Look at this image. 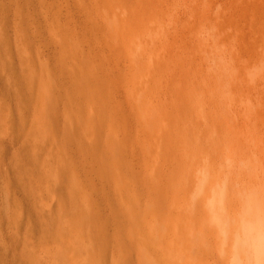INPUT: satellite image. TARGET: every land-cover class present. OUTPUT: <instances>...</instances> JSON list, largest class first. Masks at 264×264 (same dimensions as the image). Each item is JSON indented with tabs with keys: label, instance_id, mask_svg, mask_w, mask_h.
Listing matches in <instances>:
<instances>
[{
	"label": "rangeland",
	"instance_id": "obj_1",
	"mask_svg": "<svg viewBox=\"0 0 264 264\" xmlns=\"http://www.w3.org/2000/svg\"><path fill=\"white\" fill-rule=\"evenodd\" d=\"M217 183L264 212V0H0V264H204Z\"/></svg>",
	"mask_w": 264,
	"mask_h": 264
},
{
	"label": "clouds",
	"instance_id": "obj_2",
	"mask_svg": "<svg viewBox=\"0 0 264 264\" xmlns=\"http://www.w3.org/2000/svg\"><path fill=\"white\" fill-rule=\"evenodd\" d=\"M208 182V173H202L193 200L204 193ZM224 191V185L217 183L206 199L224 264H264V212L258 206H246L238 216H230L224 207Z\"/></svg>",
	"mask_w": 264,
	"mask_h": 264
},
{
	"label": "bare ground",
	"instance_id": "obj_3",
	"mask_svg": "<svg viewBox=\"0 0 264 264\" xmlns=\"http://www.w3.org/2000/svg\"><path fill=\"white\" fill-rule=\"evenodd\" d=\"M109 17H110V19L113 21L112 23H116V25L115 26H117L118 25V19H117V17H116V15L115 14H113V13H110V15H109ZM109 19V18H108ZM109 19V20H110ZM110 20V21H111ZM118 37H120V35H118ZM112 39H113V42H114V45H115V47H116V49H118V46H119V43H121V42H119V41H121L120 40V38H117V37H112ZM130 50V49H129ZM131 51V50H130ZM130 51H128V53L130 52ZM118 52H120V51H118ZM117 52V53H118ZM130 54V53H129ZM133 54V53H132ZM131 54V55H132ZM122 57V56H121ZM131 58V57H130ZM124 60V59H123ZM126 61V60H125ZM123 63H124V61H123ZM122 63V64H123ZM126 63V62H125ZM124 63V64H125ZM127 64V63H126ZM133 64V63H132ZM132 64H130V65H132ZM123 66H125V65H123ZM129 67V66H128ZM129 71H131V70H129ZM135 73H136V71H135ZM128 80V79H127ZM129 86L128 87H131V89H132V91L135 93L136 92V89L137 88H135V86L133 85V83H131V84H128ZM136 85V84H135ZM131 91V90H130ZM131 91V92H132ZM134 93H132V94H134ZM131 97V96H130ZM141 103V102H140ZM134 105V104H133ZM142 105V104H141ZM139 106V105H138ZM137 109V108H136ZM139 109H140V107H139ZM55 121V120H54ZM206 189V188H205ZM261 192V191H260ZM233 200L231 199V198H226V205H227V207H228V209H229V211L231 212L233 209H234V207H235V204H234V201L232 202ZM249 202H250V199L248 200ZM253 202V201H252ZM251 204V203H250ZM252 206V205H251ZM260 208V207H259ZM149 233H150V231H149ZM148 233V234H149ZM154 234V233H153ZM150 235V234H149ZM149 235H148V237H147V240H148V245H150V247H153L154 246V244L156 243V242H152V241H149L150 239H152L151 237H153V236H151V237H149ZM147 236V235H146ZM168 238H171V237H169V236H167ZM177 239H180L181 240V242L182 243H187L186 242V240H185V238L182 236V235H177ZM168 240H170V239H168ZM154 241V240H153ZM171 245H169L168 244V248L169 249H172L171 248V246H173V247H175L176 246V240L174 239V240H172L171 239ZM162 246V245H161ZM160 246V251L161 250H163V246L161 247ZM166 246H167V244H166ZM155 247V246H154ZM187 247H189V243L187 244ZM155 248H157V244H156V247ZM154 248V249H155ZM182 248H185V245L184 244H182ZM158 251H159V245H158ZM162 252V251H161ZM161 252H160V254H161ZM207 253L209 256H210V260L207 258L205 261H204V264H223L224 263V260L221 258V255H220V252H219V248H218V242H217V236H216V231H215V228L211 225V226H207V228H206V230H205V232H204V238L202 239V240H200L199 242H198V254H197V256L201 259V258H203V255H204V253ZM183 255V253H181V256ZM168 263L169 264H172L170 261H168ZM184 264V263H183Z\"/></svg>",
	"mask_w": 264,
	"mask_h": 264
}]
</instances>
